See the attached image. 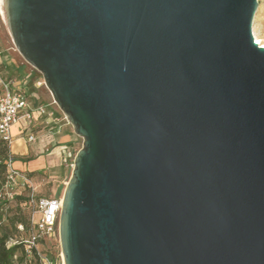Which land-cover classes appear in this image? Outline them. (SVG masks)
Masks as SVG:
<instances>
[{"label":"water","instance_id":"95a60500","mask_svg":"<svg viewBox=\"0 0 264 264\" xmlns=\"http://www.w3.org/2000/svg\"><path fill=\"white\" fill-rule=\"evenodd\" d=\"M258 0H0L83 139L64 264H264Z\"/></svg>","mask_w":264,"mask_h":264},{"label":"crops","instance_id":"0c3cea01","mask_svg":"<svg viewBox=\"0 0 264 264\" xmlns=\"http://www.w3.org/2000/svg\"><path fill=\"white\" fill-rule=\"evenodd\" d=\"M0 57L2 58V54ZM0 62L2 66L3 61L0 60ZM13 67L18 68L20 79L13 83L12 81L8 82L12 83L14 89L30 94L31 75L24 74L21 66L13 65ZM36 88L39 89L40 87ZM2 94L3 87L1 85L0 95ZM26 96L29 108L26 112L21 113L19 121L12 127L14 142L11 152L15 155L14 168L22 174H34L38 171L50 170L59 167L61 163H65L69 169L73 168L75 159L73 152L79 137L73 126L60 111V108L56 106L54 99L43 102L40 99H38L39 101L37 99L31 100L28 95ZM27 112L30 113L31 118L25 116ZM30 136L34 137L32 141L29 140ZM16 146H19L20 149L15 151ZM56 170H60L57 173L61 174V169L57 168ZM50 198H61V195Z\"/></svg>","mask_w":264,"mask_h":264},{"label":"rangeland","instance_id":"374dc122","mask_svg":"<svg viewBox=\"0 0 264 264\" xmlns=\"http://www.w3.org/2000/svg\"><path fill=\"white\" fill-rule=\"evenodd\" d=\"M259 6L256 11L254 22H253V34L255 39L262 42L264 44V0H258ZM263 46V45H262ZM0 52L2 54V58L0 60L3 61V65L1 66L0 72V80L8 82L15 80H19L20 73L18 72V68L13 67V65H18L22 67V72L24 74H29L31 80V89L30 94H26L33 99H40L43 102L52 101L53 97L46 87L44 83L43 75L32 67L29 63L25 61V59L21 56V54L17 51L16 47L13 45L7 29L0 17ZM0 82V86H1ZM36 87H40L37 89ZM39 101V100H38ZM57 106V104H56ZM58 107V106H57ZM61 111V110H60ZM62 114V112H61ZM39 135V133H36ZM83 146V139L78 137V140L75 145V150L73 152V158L76 157V154ZM20 147L16 146L15 151L19 150ZM11 156L14 159L15 155L11 152ZM14 167V166H13ZM61 169V174H58L56 169ZM56 170V171H55ZM73 168L66 167L65 163H61L59 167L53 169H46L43 171H38L34 174H22L21 176L16 178L14 182L7 183L4 187L0 186V192L3 194L7 193V197L11 200V206L16 207V200L12 197L15 195H19L24 193L26 195H30L31 199L36 200L37 197H53L55 195H61L63 197V193L67 182L69 181L72 175ZM61 177L58 179H54L52 177ZM57 180V181H55ZM25 212L27 214L31 213V216H35L36 218L40 217V214L37 213V207L35 201H30L29 205L25 208ZM40 249L46 254L48 257H53L55 260L61 263L62 261V251L60 246V238H59V224L57 226L56 235L44 240V243H41Z\"/></svg>","mask_w":264,"mask_h":264},{"label":"built area","instance_id":"2783aa9c","mask_svg":"<svg viewBox=\"0 0 264 264\" xmlns=\"http://www.w3.org/2000/svg\"><path fill=\"white\" fill-rule=\"evenodd\" d=\"M0 82L3 87V94L0 95V140L4 141L10 148V158L7 164L9 183H11L21 176L20 172L13 167L14 159L11 156V148L14 142L12 137V127L19 121L21 113L28 110L29 105L27 102V96L23 91L14 89L11 82H5L2 80H0ZM25 116L31 118V115L28 112L25 113ZM33 139V136L29 137V140L31 141ZM31 200L32 202L35 201L37 213L40 214V217L36 218L35 216H32L31 218L35 229L30 238L26 241L27 253L31 254L33 250H36L42 264H64L63 258L60 263L57 260L48 257L40 249L41 240H46L56 235L57 226L59 224V215L62 208V197L41 198L38 201L32 198ZM19 229L22 230L23 227L19 226Z\"/></svg>","mask_w":264,"mask_h":264},{"label":"trees","instance_id":"16d2710c","mask_svg":"<svg viewBox=\"0 0 264 264\" xmlns=\"http://www.w3.org/2000/svg\"><path fill=\"white\" fill-rule=\"evenodd\" d=\"M9 158L10 148L0 140V186L2 187L9 183L7 164ZM12 198L16 200L15 208L11 206L7 193L0 192V264H42L36 250L29 254L26 249V241L35 229L31 213L25 212L31 196L21 193ZM41 198L45 197H37L36 200ZM19 226L23 229H19ZM41 243H44V240H41Z\"/></svg>","mask_w":264,"mask_h":264},{"label":"bare ground","instance_id":"6f19581e","mask_svg":"<svg viewBox=\"0 0 264 264\" xmlns=\"http://www.w3.org/2000/svg\"><path fill=\"white\" fill-rule=\"evenodd\" d=\"M258 44H260V45H263V46H264V44H262V42H260V41H258Z\"/></svg>","mask_w":264,"mask_h":264}]
</instances>
